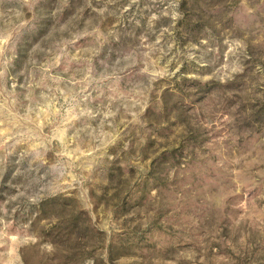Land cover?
Masks as SVG:
<instances>
[{
	"label": "rangeland",
	"instance_id": "obj_1",
	"mask_svg": "<svg viewBox=\"0 0 264 264\" xmlns=\"http://www.w3.org/2000/svg\"><path fill=\"white\" fill-rule=\"evenodd\" d=\"M0 264H264V0H0Z\"/></svg>",
	"mask_w": 264,
	"mask_h": 264
}]
</instances>
